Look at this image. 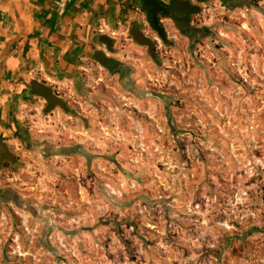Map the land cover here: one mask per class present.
Wrapping results in <instances>:
<instances>
[{
    "label": "rangeland",
    "instance_id": "obj_1",
    "mask_svg": "<svg viewBox=\"0 0 264 264\" xmlns=\"http://www.w3.org/2000/svg\"><path fill=\"white\" fill-rule=\"evenodd\" d=\"M200 8L199 42L164 25L157 61L137 45L127 79L92 65L68 111L42 100L0 164V264H264V0Z\"/></svg>",
    "mask_w": 264,
    "mask_h": 264
},
{
    "label": "crops",
    "instance_id": "obj_2",
    "mask_svg": "<svg viewBox=\"0 0 264 264\" xmlns=\"http://www.w3.org/2000/svg\"><path fill=\"white\" fill-rule=\"evenodd\" d=\"M143 1L0 0V137L17 159L42 138L37 134L46 122L32 81L60 97L80 89L89 66L114 75L125 67L130 71L122 79L134 72L132 52L141 49L127 40L128 30L147 34Z\"/></svg>",
    "mask_w": 264,
    "mask_h": 264
},
{
    "label": "water",
    "instance_id": "obj_3",
    "mask_svg": "<svg viewBox=\"0 0 264 264\" xmlns=\"http://www.w3.org/2000/svg\"><path fill=\"white\" fill-rule=\"evenodd\" d=\"M141 8L145 13L147 26L157 35L159 41L164 45L168 46L170 41L167 36L166 28L159 21L158 15L160 14L163 15L164 18H171L179 34L186 37L191 45L196 43L197 36H199L201 32L199 30L197 33H192V28L189 25V16L198 11L190 5L188 0H171L170 6L168 7H164L157 0H144ZM128 36L134 44L146 48L149 57L153 61H157L153 39L146 37L145 33L137 26H131L129 28ZM31 90L33 95L45 102V110L47 113L52 112L56 108L68 111L64 101L55 95L50 87L38 83L37 81H32ZM6 162L16 165L18 161L17 158L9 152L7 147L2 144V138L0 137V164Z\"/></svg>",
    "mask_w": 264,
    "mask_h": 264
},
{
    "label": "flooded vegetation",
    "instance_id": "obj_4",
    "mask_svg": "<svg viewBox=\"0 0 264 264\" xmlns=\"http://www.w3.org/2000/svg\"><path fill=\"white\" fill-rule=\"evenodd\" d=\"M188 1H189L190 5H191L193 8L197 9V11H198L197 13H192V14L189 16V25H190V27L192 28V33H193V32L197 33V32H199V30H200L201 33H200L199 36H197V40H196V42H199V40L201 39V37L205 34V31H204L202 28H199V27L196 26V23H195L194 19H195L196 15H198L199 13H201L200 5L203 4V3H205L207 0H188ZM221 1L226 2L227 0H221ZM160 3H161V5H163L164 7H168V6H170L171 0H160ZM158 18H159L160 23L163 24V26H164V25H169V24H170V25L173 27V29L176 31V28L174 27V25H173V23H172V21H171V18H164V16L161 15V14L158 15ZM148 28H149V27H148ZM149 29H150V28H149ZM150 31H151V30H150ZM151 32H152V31H151ZM152 33L155 35V39L153 38V41H154V43L156 44V41L159 40V39H158L157 35H156L154 32H152ZM145 36L149 38L148 33L145 34ZM187 40H188V39H187ZM188 41H189V40H188ZM189 43H190V41H189Z\"/></svg>",
    "mask_w": 264,
    "mask_h": 264
},
{
    "label": "trees",
    "instance_id": "obj_5",
    "mask_svg": "<svg viewBox=\"0 0 264 264\" xmlns=\"http://www.w3.org/2000/svg\"><path fill=\"white\" fill-rule=\"evenodd\" d=\"M126 74V73H125ZM2 165H4V164H2Z\"/></svg>",
    "mask_w": 264,
    "mask_h": 264
},
{
    "label": "built area",
    "instance_id": "obj_6",
    "mask_svg": "<svg viewBox=\"0 0 264 264\" xmlns=\"http://www.w3.org/2000/svg\"><path fill=\"white\" fill-rule=\"evenodd\" d=\"M167 35H168V33H167Z\"/></svg>",
    "mask_w": 264,
    "mask_h": 264
}]
</instances>
